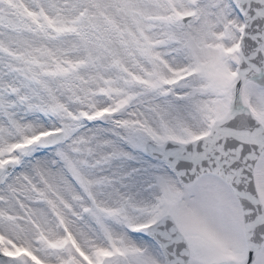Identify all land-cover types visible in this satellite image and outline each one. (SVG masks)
I'll list each match as a JSON object with an SVG mask.
<instances>
[{"label": "snow or ice", "instance_id": "6c2138e0", "mask_svg": "<svg viewBox=\"0 0 264 264\" xmlns=\"http://www.w3.org/2000/svg\"><path fill=\"white\" fill-rule=\"evenodd\" d=\"M0 264H264V0H0Z\"/></svg>", "mask_w": 264, "mask_h": 264}]
</instances>
